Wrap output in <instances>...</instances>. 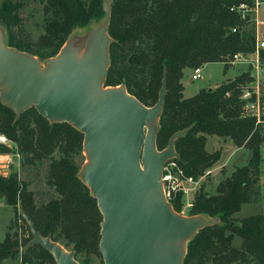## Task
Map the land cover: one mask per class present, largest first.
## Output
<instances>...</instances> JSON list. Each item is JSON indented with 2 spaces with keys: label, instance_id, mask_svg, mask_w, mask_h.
<instances>
[{
  "label": "trees",
  "instance_id": "obj_1",
  "mask_svg": "<svg viewBox=\"0 0 264 264\" xmlns=\"http://www.w3.org/2000/svg\"><path fill=\"white\" fill-rule=\"evenodd\" d=\"M35 1L42 4L44 13L43 33L35 40L23 33L18 12L22 2L2 1L0 22L9 47L39 59L55 56L76 29L104 19L103 0ZM241 2L251 4V0H114L111 7L108 35L113 41L104 86L122 85L144 105L152 106L167 71V93L155 135L157 148H165L174 132L188 128L174 143L179 154L174 160L185 176L194 179L221 157V150L205 149L208 136L228 137L250 152L248 162L234 166L217 183L215 193L207 194L203 186L194 193L188 215L217 217L220 224L205 226L188 240L182 264H263L264 260V216H233L242 204L259 195L264 135L255 127L254 118L242 116L239 98L248 73L214 88H200L189 97L183 95L181 82L186 68L254 51L253 21L240 20L229 10ZM235 26L239 28L232 32ZM260 58L264 63V49ZM0 134L13 141L30 163L48 158L47 181L57 194L37 205L16 172L0 174V198L18 215L24 229L20 239L7 232L0 240V262L15 257L19 243L23 247L32 238L20 215L23 210L42 236L50 234L53 241L61 239L70 246L80 264H91L86 259L89 254L104 264L99 252L102 214L79 176L82 157L75 161L83 152V133L67 122H49L34 107L17 114L0 100ZM7 150L0 144V153ZM170 202L180 212V195ZM235 237L240 239L238 245L232 243ZM20 255V264H56L40 244L21 250Z\"/></svg>",
  "mask_w": 264,
  "mask_h": 264
},
{
  "label": "water",
  "instance_id": "obj_2",
  "mask_svg": "<svg viewBox=\"0 0 264 264\" xmlns=\"http://www.w3.org/2000/svg\"><path fill=\"white\" fill-rule=\"evenodd\" d=\"M113 2L102 1L104 19L96 28L70 36L43 63L9 47L0 26V100L17 114L34 107L49 122H67L83 133L85 161L79 176L102 214L99 252L104 264H182L188 240L220 221L180 214L164 197L162 168L167 160L179 159L174 143L188 129L174 132L165 148H157L167 71L152 106L122 85L104 86ZM20 215L32 234L22 251L40 244L56 264H80L73 250L50 234L42 236L23 210Z\"/></svg>",
  "mask_w": 264,
  "mask_h": 264
},
{
  "label": "rangeland",
  "instance_id": "obj_3",
  "mask_svg": "<svg viewBox=\"0 0 264 264\" xmlns=\"http://www.w3.org/2000/svg\"><path fill=\"white\" fill-rule=\"evenodd\" d=\"M4 0H0V5ZM22 2V7L19 9V15L22 18L23 33L28 34L33 40H35L40 34L43 33L44 13L42 4L35 0H11ZM259 32L264 38V3L261 5L259 15ZM101 20H96L91 23L87 28L76 29L72 32L71 36L81 34L85 30L94 29L100 24ZM0 26L4 29L5 26L0 22ZM73 38V37H72ZM42 63L45 59H40ZM202 65V77L197 80L191 79V69H184L181 82L183 84V95L189 97L195 94L200 88H208L209 86L219 85L227 80H232L241 73L249 71L248 64H235L227 65L223 62H208ZM261 89L264 93V80L261 82ZM205 149L208 152H214L215 150H221L220 159L211 166L200 178L196 185V190L200 186L204 187L207 194L215 193V187L217 183L228 176L233 170L234 166H241L248 162L250 152L243 147L235 146L228 137L221 136H208ZM11 156L12 163L9 164V172H16L18 178L26 184L27 189L31 190L34 194V200L37 205L45 203L51 197L56 196V192L48 184L47 181V164L48 158L35 159L33 162H29L26 155L17 151L16 145L8 147L6 154ZM82 155V156H81ZM85 161V155L81 154L75 157V161ZM5 159V158H4ZM212 167L215 169L212 170ZM178 193L179 191L176 190ZM176 192V193H177ZM189 196V195H188ZM182 198V196H181ZM184 201L186 202V195H184ZM182 199V204L184 203ZM184 214L188 215L189 209L183 207ZM261 214L264 216V147H261V174L259 179V195L250 203H244L241 209L234 213V218H242L248 215ZM20 220L18 215L16 216L13 209L6 205L4 198H0V240H3L5 234L8 232L12 238H22L24 229L19 225ZM58 243L61 244L67 250H70V246L65 245L64 241L58 239ZM234 245L240 243V239L235 237L232 242ZM17 248V247H16ZM22 245L19 243V247L16 249L17 254L13 258L3 259L0 264H20V254ZM86 259L91 264H100V260L97 256L89 254Z\"/></svg>",
  "mask_w": 264,
  "mask_h": 264
},
{
  "label": "built area",
  "instance_id": "obj_4",
  "mask_svg": "<svg viewBox=\"0 0 264 264\" xmlns=\"http://www.w3.org/2000/svg\"><path fill=\"white\" fill-rule=\"evenodd\" d=\"M263 3L264 0H251V4L241 2L230 6L229 10L236 13L240 20L253 21L255 46L254 51L250 53L236 52L226 57L222 62L227 65L241 63L249 65V71L247 72L248 77L245 83L241 85V92L239 95L241 100V114L244 117L254 118L255 127H258L264 135V93L261 89V82L264 80V63L260 58V51L264 49V38L260 35L258 26L261 22L258 19V15ZM238 28L239 26H235L230 30L236 32ZM201 77L202 65L191 69L192 80H197ZM229 94V92H226L225 95L228 96ZM0 144L12 147L14 142L8 139L4 134H0ZM10 163H12L11 156H9L8 153H0V174L4 176L9 175L8 166ZM161 179L164 197L170 204V201H172L176 195H180V201L182 203V199L184 195H186V202L183 199L184 203L181 205V210L179 212L180 214H184L183 207L187 209L190 208L193 195L197 191L196 185L199 180L190 176H185L183 170L174 158L165 162L162 168ZM176 190H178L179 193Z\"/></svg>",
  "mask_w": 264,
  "mask_h": 264
},
{
  "label": "crops",
  "instance_id": "obj_5",
  "mask_svg": "<svg viewBox=\"0 0 264 264\" xmlns=\"http://www.w3.org/2000/svg\"><path fill=\"white\" fill-rule=\"evenodd\" d=\"M214 86H217L216 84ZM208 88H213L212 86H209ZM207 142V141H206ZM215 168L212 167V170H214ZM6 259V258H5Z\"/></svg>",
  "mask_w": 264,
  "mask_h": 264
}]
</instances>
